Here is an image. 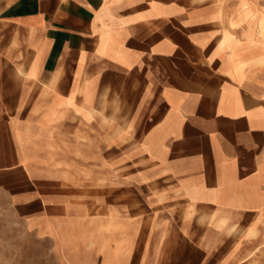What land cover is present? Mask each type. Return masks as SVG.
Instances as JSON below:
<instances>
[{"label": "crops", "instance_id": "obj_1", "mask_svg": "<svg viewBox=\"0 0 264 264\" xmlns=\"http://www.w3.org/2000/svg\"><path fill=\"white\" fill-rule=\"evenodd\" d=\"M0 264H264V0H0Z\"/></svg>", "mask_w": 264, "mask_h": 264}]
</instances>
